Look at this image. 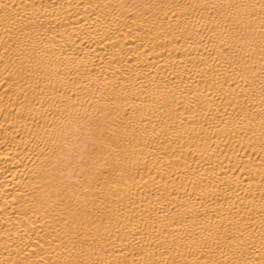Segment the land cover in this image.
Returning <instances> with one entry per match:
<instances>
[{
  "label": "bare ground",
  "instance_id": "6f19581e",
  "mask_svg": "<svg viewBox=\"0 0 264 264\" xmlns=\"http://www.w3.org/2000/svg\"><path fill=\"white\" fill-rule=\"evenodd\" d=\"M0 264H264V0H0Z\"/></svg>",
  "mask_w": 264,
  "mask_h": 264
}]
</instances>
